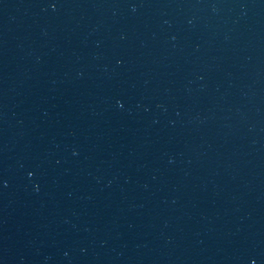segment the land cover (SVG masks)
<instances>
[{
    "label": "water",
    "instance_id": "1",
    "mask_svg": "<svg viewBox=\"0 0 264 264\" xmlns=\"http://www.w3.org/2000/svg\"><path fill=\"white\" fill-rule=\"evenodd\" d=\"M0 264H264V0H0Z\"/></svg>",
    "mask_w": 264,
    "mask_h": 264
}]
</instances>
